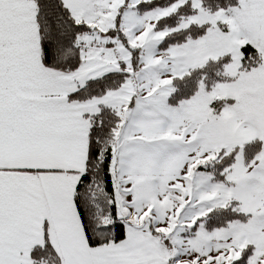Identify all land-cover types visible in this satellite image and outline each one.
<instances>
[{"label":"snow or ice","instance_id":"1","mask_svg":"<svg viewBox=\"0 0 264 264\" xmlns=\"http://www.w3.org/2000/svg\"><path fill=\"white\" fill-rule=\"evenodd\" d=\"M0 264H264V0H0Z\"/></svg>","mask_w":264,"mask_h":264}]
</instances>
